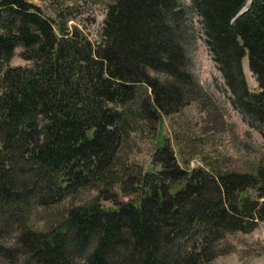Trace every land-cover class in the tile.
<instances>
[{
    "label": "trees",
    "instance_id": "trees-1",
    "mask_svg": "<svg viewBox=\"0 0 264 264\" xmlns=\"http://www.w3.org/2000/svg\"><path fill=\"white\" fill-rule=\"evenodd\" d=\"M32 1L0 0V257L211 264L230 253L228 236L264 222V160L249 171L185 169L162 125L193 103L224 123L191 71L195 13L234 108L264 137V0L237 20L250 0H112L99 42ZM18 48L31 65L11 66ZM144 129L155 137L147 168L123 158ZM68 200L60 222L31 225L38 208Z\"/></svg>",
    "mask_w": 264,
    "mask_h": 264
},
{
    "label": "rangeland",
    "instance_id": "rangeland-1",
    "mask_svg": "<svg viewBox=\"0 0 264 264\" xmlns=\"http://www.w3.org/2000/svg\"><path fill=\"white\" fill-rule=\"evenodd\" d=\"M179 1L188 7L192 4V0ZM32 2L57 26H64V29L69 30L78 28L91 40L99 42L112 0ZM189 19L194 26V32L191 33L194 40L191 41L189 48L191 71L212 98L218 118H224V123L220 121L222 127L217 128L216 125L206 122V114L193 103L181 113L164 119L163 135L169 139L180 165L185 169L203 167L211 171H249L256 162L264 160V137L234 108L232 93L205 44L200 18L191 13ZM21 53L22 48L16 49L11 66L31 65L21 57ZM243 67L250 89L257 91L258 84L249 70L248 58L243 60ZM214 113L211 115L214 116ZM154 140L152 132L146 129L133 134L126 146L124 160L147 168L155 146ZM95 194L89 191L82 192L75 202L76 204L88 202ZM72 203L73 201L68 200L55 207L38 208L31 217V225L38 229L50 228L62 220L63 214ZM104 205L108 207L112 204L106 202ZM222 248H229L232 251L218 257L211 264H264V222L250 234L236 233L228 236ZM0 264H6L1 257Z\"/></svg>",
    "mask_w": 264,
    "mask_h": 264
},
{
    "label": "water",
    "instance_id": "water-1",
    "mask_svg": "<svg viewBox=\"0 0 264 264\" xmlns=\"http://www.w3.org/2000/svg\"><path fill=\"white\" fill-rule=\"evenodd\" d=\"M252 0L249 1V3L247 4V6L241 11V13L237 16L236 20L239 19L240 17H242L243 15H245L247 13V11L249 10L250 6H251Z\"/></svg>",
    "mask_w": 264,
    "mask_h": 264
}]
</instances>
